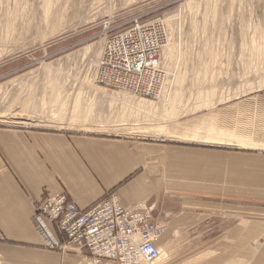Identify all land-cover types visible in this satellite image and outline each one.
<instances>
[{"label": "rangeland", "instance_id": "obj_1", "mask_svg": "<svg viewBox=\"0 0 264 264\" xmlns=\"http://www.w3.org/2000/svg\"><path fill=\"white\" fill-rule=\"evenodd\" d=\"M141 16L144 23L166 22V43L170 33L175 38L178 59L168 63L161 54L160 63L178 79L174 81L179 95L170 108L165 101L150 99L158 104V111L148 116L153 121L146 116L153 125L114 132L104 126L120 120V100L132 97L117 89L92 87L87 77L91 67L96 70L104 43ZM22 112L47 120H71L73 126L6 122L19 121L10 117L17 113L19 119ZM0 128L134 138L262 157L264 0H0ZM248 193L244 190L237 202L227 198V204L238 203L244 209L253 206L260 214H243L252 221L241 220L237 231L227 237V245L222 242L205 250L201 246L187 257L192 248L183 232L181 238L175 235L171 264H206L215 255L217 264H264V222L257 221H264V200ZM212 224L218 233V214ZM226 224H234L233 218ZM163 226L167 231L168 225ZM1 258L0 264H7Z\"/></svg>", "mask_w": 264, "mask_h": 264}, {"label": "crops", "instance_id": "obj_2", "mask_svg": "<svg viewBox=\"0 0 264 264\" xmlns=\"http://www.w3.org/2000/svg\"><path fill=\"white\" fill-rule=\"evenodd\" d=\"M164 143L0 128L1 259L7 264H82L74 253L48 250L33 223L35 204L44 195L60 193L81 208L95 205L111 191L126 207L153 205L154 220L168 225L161 243L173 242L180 228L192 248L187 257L201 246L227 245L241 220L252 221L243 214H260L253 206L229 205L227 198L237 202L246 190L251 198L264 200V155ZM217 214L218 233L212 224ZM232 218L234 224L228 226L226 220Z\"/></svg>", "mask_w": 264, "mask_h": 264}, {"label": "built area", "instance_id": "obj_3", "mask_svg": "<svg viewBox=\"0 0 264 264\" xmlns=\"http://www.w3.org/2000/svg\"><path fill=\"white\" fill-rule=\"evenodd\" d=\"M166 39L163 21L150 24L137 17L131 26L107 40L97 66V83L105 88L159 99L167 71L156 65ZM33 223L45 247L74 253L86 264H154L165 228L154 220L153 205L122 204L117 192L89 208H81L66 193L44 195L34 206Z\"/></svg>", "mask_w": 264, "mask_h": 264}, {"label": "bare ground", "instance_id": "obj_4", "mask_svg": "<svg viewBox=\"0 0 264 264\" xmlns=\"http://www.w3.org/2000/svg\"><path fill=\"white\" fill-rule=\"evenodd\" d=\"M159 21H163V20H161V19H158ZM155 21H157V20H155ZM152 22H154V21H152ZM152 22H149L148 24H150V23H152ZM164 22V25H166V39H165V41H164V43H163V45L161 46V49H160V52H159V54L157 55V58H156V65L157 66H159V67H161V68H163V66H161V63H160V61H162V56H161V54H164V57L166 58V59H168V63H171L169 60H171V61H174V59L176 58V59H178L177 57L179 56L178 55V51L176 52V50L178 49H176V46H178V45H175V38H173V35H172V33H170V37H169V39H168V43H166V41H167V38H168V36H167V34H168V31H167V24H166V22L165 21H163ZM13 23V22H12ZM10 24V23H9ZM9 26V25H8ZM7 30H8V28H7ZM11 30V29H10ZM9 32V31H8ZM172 32V31H171ZM104 46H105V43H104ZM257 49V48H256ZM163 51H164V53H163ZM87 52V51H86ZM104 53V47L102 48V51H101V55ZM87 55V54H86ZM101 55H100V57L98 58V60H97V64H95L96 65V70H94L93 69V67H91L92 68V70H91V72L90 73H88L89 75H88V77H87V79L89 80L88 82L89 83H91V85H92V87H97V85H99L98 83H97V79H96V75H97V66H98V63H99V60H100V58H101ZM183 55V54H182ZM99 56V55H98ZM160 56H161V59H160ZM164 58V59H165ZM177 63V62H176ZM175 64V63H174ZM93 66V65H92ZM90 68V69H91ZM172 68V67H171ZM164 69V68H163ZM168 69V68H167ZM173 69V68H172ZM171 70V69H170ZM90 71V70H89ZM171 72V71H170ZM182 72V71H181ZM179 73V72H178ZM181 74V73H180ZM178 75V74H177ZM198 75V74H197ZM196 75V76H197ZM179 77V76H178ZM206 77V76H205ZM90 78H92V81H91V79ZM96 81H95V80ZM174 79H177V78H173V75H172V73H167V78H166V81L168 82V83H166L164 86H163V94L161 95V97L159 98V99H157V102H167L165 105V107H168V108H170L169 107V105L171 104L172 105V103L171 102H175L176 100H177V98L178 97H175V96H177V95H179V90L177 91H175V89L177 88L176 87V81H174ZM180 79V78H179ZM182 79V78H181ZM224 79V78H223ZM94 80V81H93ZM178 80V79H177ZM205 82V81H204ZM179 83H180V81H179ZM178 84V83H177ZM181 88V87H180ZM97 89H99V88H97ZM100 90V89H99ZM119 91H122V90H119ZM123 92H125V93H128V94H130L131 95V97L132 98H125L124 99V97L122 98L123 100H120V101H122L123 103H122V114H121V117H120V120L118 121V122H116V123H114L116 120H114V124H112V123H108V124H106V126H104V127H106V128H112V131H127L129 128H131V129H139V127H140V129H143L144 128V125L145 126H149V125H153V124H149V123H151L150 122V120L148 119V118H151V117H148V116H150V115H153L155 112H157L158 110V104H155V103H153V102H149L150 101V98H147V97H140V96H137V95H135V94H133V93H131V92H128V91H123ZM198 92V91H197ZM209 93V92H208ZM211 94H212V92H211ZM214 95H215V92L213 93ZM115 95H117V94H115ZM119 95V94H118ZM127 95V94H126ZM181 95V94H180ZM199 95H201L200 94V92H199ZM122 96H124L123 94H122ZM115 97V96H114ZM135 97H140V98H144V99H138V98H135ZM207 97V96H206ZM118 98V97H117ZM116 98V99H117ZM133 98H135V99H138L139 101H135ZM208 99H209V96L207 97ZM116 99H114L115 101H116ZM119 99V98H118ZM146 99H149L148 101L146 100ZM153 100H155V99H153ZM206 100V99H205ZM78 101V100H77ZM78 104H79V102H78ZM173 105H175V104H173ZM184 105V104H183ZM79 106V105H78ZM78 106L77 107H75V111L77 110L76 108H78ZM166 110V109H165ZM173 110V109H172ZM69 111V110H68ZM162 111V110H161ZM166 111H168L169 112V110H166ZM166 111H165V113H166ZM160 112V111H159ZM13 113V112H12ZM15 113V112H14ZM88 113V112H87ZM173 113V112H172ZM171 113V115H173V114H175V113H173L172 114ZM11 114V113H10ZM21 114H22V116H21ZM21 114H19L20 115V118L19 119H17L16 117H18L17 116V113L16 114H11V117L10 118H13V119H16V120H19V121H12V120H8V121H6V122H8V123H12V124H18V125H27V126H30V125H40V126H45V125H51V126H57V127H60V128H64V127H72L73 125H72V123H70V121L69 122H67V121H65V120H62V119H59V120H47L46 118H44V117H33V116H31V115H28V116H26L25 114H24V112H22ZM167 114V113H166ZM169 114V113H168ZM157 115V114H156ZM155 115V116H156ZM4 116V115H3ZM148 118H147V117ZM154 116V117H155ZM163 116H164V114H163ZM169 116V115H168ZM87 117V116H86ZM117 117V116H116ZM144 118L145 120H143V121H141V118ZM165 117H166V115H165ZM66 118V120H67V117H65ZM130 118L132 119L133 118V120H130ZM147 118V119H146ZM164 118V117H163ZM64 119V118H63ZM152 119V121H153V117L151 118ZM165 119V118H164ZM168 119V118H167ZM21 120V121H20ZM149 120V122H147V123H143V122H146V121H148ZM175 120V119H174ZM154 121H155V118H154ZM169 121V120H168ZM168 121H164V122H168ZM132 122V123H131ZM162 122V121H161ZM154 123V122H153ZM155 123H159V122H156L155 121ZM163 123V122H162ZM161 124V123H160ZM105 129V128H104ZM245 138V137H244ZM246 139V138H245ZM244 139V140H245ZM214 140V139H213ZM215 141H217L216 139H215ZM248 142V141H247ZM142 203H145V202H142ZM125 206V205H124ZM153 208H154V206H153ZM155 210V209H154ZM254 223H256V222H254ZM253 223V224H254ZM253 224H251V225H253ZM255 225V224H254ZM259 225V224H258ZM161 227H163L164 228V226L163 225H160ZM257 226V225H256ZM256 226H254V227H256ZM261 227V226H260ZM255 230H256V228H255ZM165 232L166 231H164V233H163V235L165 234ZM183 232H185V231H182L181 229L179 230V229H177V231L175 232V234L174 235H177L179 238H181L182 236H183ZM254 232V231H253ZM264 232V231H263ZM252 234H254V233H252ZM251 234V235H252ZM163 235H162V237H163ZM190 236V235H189ZM162 237H161V239H162ZM175 237V236H174ZM177 237V238H178ZM161 239H160V241L158 242V251H159V257H158V259L156 260V262H154V264H171L172 262H173V260L171 259V256L170 255H172V253H173V251L171 250V248L173 247V242L170 240L166 245H165V242H164V245H162V244H160L161 243ZM175 240V239H174ZM173 240V241H174ZM254 241V240H253ZM261 241H264V238H262L261 239ZM175 242H177V243H180V241H175ZM180 245V244H179ZM179 245H178V247H179ZM261 247V246H260ZM254 248V247H253ZM256 248V247H255ZM252 251V250H251ZM254 251V250H253ZM172 252V253H171ZM253 255V254H252ZM255 255V254H254ZM215 257H216V255H215ZM215 257H213V259H209L208 261H207V263L206 264H217L216 263V258ZM252 257V256H251ZM175 258V257H174ZM212 258V257H211ZM234 258V257H233ZM232 259V258H231ZM235 259V258H234ZM237 259V258H236ZM244 260V259H243ZM242 260V261H243ZM251 260V259H250ZM249 260V261H250ZM231 261V260H230ZM235 262V261H234ZM139 263L140 264H149V263H147V262H145V261H143V260H141V261H139ZM228 263V262H227ZM236 263V262H235ZM244 263V262H243ZM199 264V263H198ZM238 264V263H237ZM240 264V263H239ZM249 264V263H248Z\"/></svg>", "mask_w": 264, "mask_h": 264}]
</instances>
